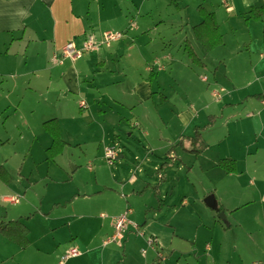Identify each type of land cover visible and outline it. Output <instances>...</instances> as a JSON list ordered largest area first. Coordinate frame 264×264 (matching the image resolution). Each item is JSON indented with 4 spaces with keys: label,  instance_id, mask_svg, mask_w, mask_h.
<instances>
[{
    "label": "rangeland",
    "instance_id": "obj_1",
    "mask_svg": "<svg viewBox=\"0 0 264 264\" xmlns=\"http://www.w3.org/2000/svg\"><path fill=\"white\" fill-rule=\"evenodd\" d=\"M149 4L155 20H146L150 27L158 25L151 45H159L157 52L148 56L161 59L165 49L175 62L168 68L153 65L158 69L153 90L159 93L141 102L131 95V85L143 78L150 80L151 74L137 49L129 52L128 59L120 55L109 61L102 77L110 78L106 89L115 85L126 91V96L117 100L126 108L124 121H118L117 113L122 112L118 104L107 102L109 108L87 102L82 109L76 105L78 117L70 123L67 117L72 104L60 96L59 80H53L51 92L43 93L39 90L43 83L26 77L19 80L8 67L0 70V165L8 172V182L0 180V222L21 219L29 227L25 248L0 233V264H58L70 249L79 255L65 264H264V130L257 132L261 128L258 121L243 120L246 112L264 108L250 95L259 87L264 89V81L256 80L264 70L262 25L251 18L250 25L239 33V29L226 27L221 18L225 44L204 53L191 26L201 19L199 4L222 12L219 0H149ZM136 16L135 12L133 18ZM157 32L166 36L162 39ZM186 38L203 65L187 57L183 49ZM168 40L170 50L162 42ZM256 62L262 71L254 70ZM90 75L92 80L83 81L87 94L89 90L96 93L100 81L99 73L91 71ZM202 75L208 80H201ZM231 100L238 102L230 104ZM181 110L194 116L187 128L177 116ZM93 113L97 117L91 121ZM51 117L62 119L61 137L68 144L54 160H47L45 148L50 139L41 123ZM250 128L255 130L250 132ZM182 134L183 147L175 143ZM165 138L174 140L171 147L183 168L169 173L166 185L173 194L168 193L160 212L151 191L135 193L124 199L120 213L127 208L135 211L127 219L136 223L158 213L156 224L174 232L172 238L160 235L159 242L150 246L148 235L143 241L134 229H128V241L104 243L114 233L107 223L111 212L119 211L113 209V202L122 195V167L131 168L133 154L139 151L159 164L170 148L164 146ZM122 144L127 147L126 159L115 158L109 164L106 147L113 146L118 153ZM245 147H251V152L243 151ZM229 156L237 158V177H226L215 165L218 158ZM172 169L178 171L176 166ZM115 174L117 184L111 182ZM151 176L152 183H157L156 173ZM215 186L217 192H207ZM100 188L102 192H95ZM208 194L223 204L225 220L205 204ZM4 196L19 201L13 203ZM205 245L211 250H204Z\"/></svg>",
    "mask_w": 264,
    "mask_h": 264
},
{
    "label": "crops",
    "instance_id": "obj_2",
    "mask_svg": "<svg viewBox=\"0 0 264 264\" xmlns=\"http://www.w3.org/2000/svg\"><path fill=\"white\" fill-rule=\"evenodd\" d=\"M219 1L224 6L222 12L216 8L208 9L205 6L204 7L207 10L214 12L223 37L225 32H223L222 30V22L220 21L221 18L223 19V23H226V27L230 26L231 30L233 28L239 29L238 31L240 33L244 30V26L248 27L250 25L248 21L249 19H251L248 18L249 8L253 6H259L264 3V0ZM150 6L151 5L149 4V0H124V2H121L120 0H0V70H3L4 67H8L10 70H13L14 73H17L19 80L21 78H23V80H26V77L27 80H36L37 84L43 83L42 89H39L38 87V89L43 93L51 92L53 80H59L60 86L58 87V91L60 93V96L68 98V100L72 104L71 107L73 111L71 115H68L67 117L68 119H70V123L75 122V117H78V115L76 116L75 108L77 105L80 109H82L80 107L81 101H84L86 104L87 102H90L92 104H94L95 102H99V104L102 103L104 105H108L107 102L118 104L122 107V112L120 110L119 112L117 111L118 121H124L127 116L124 112L126 108L124 105L119 104L117 100L122 99V96H126V91L123 88L122 91L117 90L115 85L111 90L110 88L106 89V86L109 84L106 80H110V78L102 77L103 74H105L104 70L107 69L109 61L115 56L120 55H123L124 59H128V57L130 56L129 52L132 53L134 49H137V51L141 55L140 60L144 59V61L146 62V70H149L148 72L149 74H151L150 80H152L150 81L147 78H143L131 85V95L137 96V99L141 102L153 99L154 94L159 93L153 90V80H156V70H158L153 65L159 64L161 66H165L163 68H168V66H173V63L175 62L172 53L165 54V49L163 50L161 59L156 58V56H148L150 53L157 52V46L159 45H154V42L153 45H151L153 39L157 38L153 32L156 30L158 25L154 27L149 26V22L155 20L152 14L153 9H151ZM176 7L178 8V6ZM135 12L137 16L133 18V14ZM148 17H150L149 22H147L146 20ZM258 22L262 25L261 34L262 40L264 42L263 23L261 21ZM182 27L183 25L179 22L178 31H180V34L182 31ZM108 30L120 32L123 31L125 33V36L117 41L112 42L110 45H101L98 46L95 50L86 51L81 56L75 59H60L62 47L66 44V42L73 40L74 44L77 47H81L86 36L91 35L96 39H100L101 34ZM132 31L133 33L131 35L127 34L128 32ZM157 35L162 39L166 36L164 34L163 36H161L159 32H157ZM186 39L189 40L188 38ZM162 42L168 47L172 45L169 40L168 42ZM189 43L192 46L191 40H189ZM245 43L246 42L243 41V44ZM224 44L225 43L223 40L222 45ZM170 49L171 48L169 47V50ZM143 53H145V56L142 55ZM260 56H262V53H260ZM150 66H153V68ZM258 66L259 62H256L254 70L256 71L259 69L262 71L263 67ZM91 71L99 73L100 81L99 84L95 87V90L97 92L94 93L89 90V94H87V89L85 88L83 81L86 82L89 79H93L90 75ZM9 75L12 76V74ZM204 76L206 77V75ZM206 80H208L207 77ZM256 80L259 83L261 81H264V70L256 77ZM116 82H120V80ZM161 94L162 93H160V98L163 97V95ZM250 95L255 96L260 100V103L264 105V99H261V97L264 96V89H260L259 87L257 91H253ZM231 98L232 97L230 96V99ZM163 100L164 99H162V101ZM235 102L238 101L231 100L230 104H235ZM108 106L110 108V105ZM101 108L103 107H100L99 110L103 112V109ZM177 116L180 118L181 123L186 126V128L189 127L191 122L194 120V116L187 110H181L177 114ZM96 117L93 113L91 121L96 120ZM245 117L246 118L242 117L244 118L243 120L258 121L261 128H258L257 132H263L264 108H258L256 110V113L246 112ZM51 118L58 119L60 131H62V121H60L62 119H60L59 117ZM122 128L123 130H126L127 127L125 122H122ZM251 130L252 128H250V132ZM254 130L255 129L253 128L252 131ZM48 136L50 140L47 147L51 143V137L49 134ZM182 136L184 135L182 134L181 137L179 135L178 138H180H176L175 143L180 141V145L183 147L184 139H182ZM63 140L66 142V144H68L65 139ZM165 141L166 143L164 144V146H166V148L171 147L172 143H174V140H171L169 138H165ZM126 148L127 147L122 144L121 151L118 153L116 152L115 158L121 159L122 162H124V160L126 159ZM245 149H247V151ZM168 150L169 148L166 149V153ZM194 150L195 148H193V151ZM243 151H245L246 153H250L251 147H245ZM166 153L163 157L160 158L161 162L158 164L154 163L152 157H150L148 153H140L139 151L138 153L133 154L134 162L131 168L127 167L126 169H124L122 167V195L119 194L116 202H113V209L116 210L119 208V211L111 212L112 216L107 223L109 228H113V220L121 212V208L123 211V206L121 207V204L124 199L127 201V198H130L135 193L139 194L140 192H144V194L146 195L151 191L153 197L155 198V201L157 202V209L160 212L162 211L160 209L161 205L164 204L163 200L167 199L168 193L169 195H171L174 191L173 189H171L170 192L168 191V186L166 185V183L169 177H171V175H173L174 173L176 174L177 172H181L183 170L181 166H178V158L175 154V151L172 150L169 155H167ZM222 158L225 157H220V159ZM229 158L234 159L235 161V171L226 172L224 169H222L219 166V158L215 160V165L219 170L224 171L226 177H237V158L232 156H229ZM241 160L242 159H240V161ZM163 162H166L167 166L163 170L164 179L160 180L157 170L160 164ZM244 163L245 159L243 158L242 166H244ZM173 166L178 167V171L175 172V169H172ZM240 169V173H243L244 171L242 170V168ZM152 173H156L158 179L157 183H152ZM169 173L171 174L170 176ZM6 177L8 178V172L6 171V169H4V172L0 174V180H2L4 183H7L8 179ZM117 179V174H115L113 175V180H111V182L117 184L119 182V180ZM212 191L217 192V187L215 186L213 189H210L207 192ZM95 192H102V190L101 188L96 189ZM4 199H7V197L4 196ZM183 203H187L185 199L183 200ZM216 204L222 206V211L225 210L223 204L219 203L218 201H216ZM151 208L153 209L154 207L151 206ZM129 213L134 214L135 211H132L130 209V212H128L127 215ZM121 214L122 213H120L118 216H120ZM101 215L103 216V214ZM150 216L151 217L146 216L144 221H142L141 223H136L137 221H129L124 233L123 241L125 242L129 240L130 234L129 232L127 233L128 229H130L129 231H131V229H134L136 231V235L141 236L143 238V241L146 238L145 236L148 235V239H145L147 243L150 238L153 240V244L155 242H159L160 235L161 237L166 236V238H172L174 232H171V230L167 229V227L165 228L160 224H156L158 213H152L150 214ZM134 241L135 240H133V242ZM205 249L210 251L211 246L209 247L205 245L204 250ZM77 255H79L78 252L76 255L71 257H76Z\"/></svg>",
    "mask_w": 264,
    "mask_h": 264
},
{
    "label": "trees",
    "instance_id": "obj_3",
    "mask_svg": "<svg viewBox=\"0 0 264 264\" xmlns=\"http://www.w3.org/2000/svg\"><path fill=\"white\" fill-rule=\"evenodd\" d=\"M197 11L200 16V21L194 24L191 29L194 38L201 45L204 53H208L214 48L223 44V35L220 31L219 23L213 11L207 10L204 6L198 5ZM248 18L261 21L264 27V3L259 6H253L248 10ZM184 51L186 52L190 61L196 65H203L201 58L195 53L189 40H184ZM43 129L51 137V143L46 148V159L53 160L60 154L66 145V142L61 137L60 126L57 118H50L42 122ZM196 135L192 138L195 139ZM176 144H181L180 141ZM173 146L167 151V155L171 153ZM167 166L166 162L160 164L157 173L160 180L164 179L163 170ZM219 166L226 172L235 171V161L230 158H222L219 160ZM4 172L0 165V174ZM7 178V177H6ZM8 179V178H7ZM222 206L217 205L216 212L222 211ZM229 226V225H228ZM0 233L8 240L17 244L20 248H25L28 245L29 229L27 225L20 219L9 220L7 222H0Z\"/></svg>",
    "mask_w": 264,
    "mask_h": 264
},
{
    "label": "built area",
    "instance_id": "obj_4",
    "mask_svg": "<svg viewBox=\"0 0 264 264\" xmlns=\"http://www.w3.org/2000/svg\"><path fill=\"white\" fill-rule=\"evenodd\" d=\"M122 34L123 33L120 31L108 30V31L103 32L101 34V38L98 40L96 38H94L93 36L88 35L85 37L81 47H77L74 44V41L70 40V41L66 42V44L62 47L60 59H63V58L75 59V58L81 56L86 51L95 50L100 45H109L112 42L119 40L122 37ZM202 80H206V77L203 76ZM215 93L218 94L217 92H215ZM80 106H85V102L81 101ZM115 157H116V152L114 150V147L106 148L105 158L107 159V162L109 164L113 163V160L115 159ZM7 200H9L13 203H17L19 201V199L17 197H13V196L7 197ZM128 212H130V209L125 210V212L123 214L114 218V220H113L114 233L107 240H105L104 243H109L111 241H118L121 243V241L124 238V233L126 231L127 224L129 223V220L127 219V213ZM148 244L150 246H152L153 240L151 238L148 240ZM76 254H77V250L70 249L67 252V254L62 255L59 258L58 264H65L66 260L69 257L74 256Z\"/></svg>",
    "mask_w": 264,
    "mask_h": 264
},
{
    "label": "water",
    "instance_id": "obj_5",
    "mask_svg": "<svg viewBox=\"0 0 264 264\" xmlns=\"http://www.w3.org/2000/svg\"><path fill=\"white\" fill-rule=\"evenodd\" d=\"M204 202L205 204L214 209V210H217V204H216V200L214 198V196L212 194L210 195H207L205 198H204ZM219 218L221 220H225V215H224V212L220 211L219 214H218Z\"/></svg>",
    "mask_w": 264,
    "mask_h": 264
}]
</instances>
